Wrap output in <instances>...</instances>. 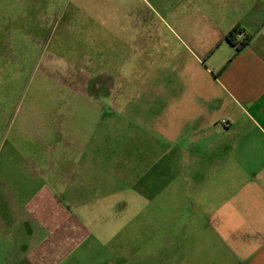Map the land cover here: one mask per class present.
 I'll return each instance as SVG.
<instances>
[{"label": "crops", "instance_id": "obj_1", "mask_svg": "<svg viewBox=\"0 0 264 264\" xmlns=\"http://www.w3.org/2000/svg\"><path fill=\"white\" fill-rule=\"evenodd\" d=\"M155 1L164 33L132 19L101 85L70 81L116 135L91 132L70 162L29 158L53 187L4 230L28 237L4 264H65L50 240L75 249L92 234L83 218L114 224L97 233L114 255L101 264H264V0ZM235 27L251 35L240 50Z\"/></svg>", "mask_w": 264, "mask_h": 264}, {"label": "rangeland", "instance_id": "obj_2", "mask_svg": "<svg viewBox=\"0 0 264 264\" xmlns=\"http://www.w3.org/2000/svg\"><path fill=\"white\" fill-rule=\"evenodd\" d=\"M137 18L145 29L155 25L164 33L156 20L171 16L155 0H0V264L10 258L7 251L19 237L28 238L4 232L11 231L9 226L23 229L21 210L30 217L37 198L53 187L50 178L37 174L38 167L55 157L70 162L71 151L83 152L91 132L104 128L116 135V125L101 122L86 105V85L76 89L69 83L79 77L78 84L91 79L92 87L101 85L103 69H114L119 26L126 35ZM114 140L108 139L109 147ZM29 158L46 160L34 164ZM83 221L92 234L81 233L79 245L67 250L64 233L55 234L48 246L53 258L69 254L65 264L114 258L102 249L104 237L98 235L103 230L111 236L114 224ZM108 244L114 249V240Z\"/></svg>", "mask_w": 264, "mask_h": 264}, {"label": "trees", "instance_id": "obj_3", "mask_svg": "<svg viewBox=\"0 0 264 264\" xmlns=\"http://www.w3.org/2000/svg\"><path fill=\"white\" fill-rule=\"evenodd\" d=\"M239 35L242 36L239 39ZM227 40L235 46H238V49L245 47L251 40V35L244 34L243 30L240 27H235L227 34Z\"/></svg>", "mask_w": 264, "mask_h": 264}]
</instances>
